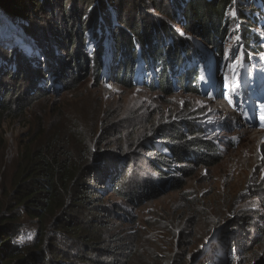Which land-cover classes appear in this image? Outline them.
<instances>
[{
	"label": "trees",
	"instance_id": "1",
	"mask_svg": "<svg viewBox=\"0 0 264 264\" xmlns=\"http://www.w3.org/2000/svg\"><path fill=\"white\" fill-rule=\"evenodd\" d=\"M131 1L133 6L124 12L121 0H35L42 14L58 19L55 18V26L50 28L51 34L47 32L46 40L41 34L42 40L36 38V56L26 57L17 52L15 46L7 53L0 49V130L6 119H13L18 111L25 112L28 101L58 90L75 89L81 74L88 77L90 73L100 85L105 51L102 42L107 31L106 51L109 58L111 50L114 54L112 67L105 71L107 75L112 72L117 84L133 87L135 71L140 73L142 69L136 65L139 57L145 82L151 90L159 87L166 95L172 92L175 81L181 90L200 96L206 72L204 56L178 33L177 27L200 39L223 58L230 34L225 14L228 7L235 4L234 19L243 48L259 53L262 47L253 31L261 29L264 35V0ZM58 2L62 3V15L58 14ZM150 10L158 11L159 16H148ZM0 11L6 18L13 19L17 15L16 3L0 0ZM47 40L51 42L44 43ZM88 42L92 43L89 51ZM59 51L66 53V57L60 56ZM243 63L247 65L246 57ZM110 111L108 109V115L101 122L103 127L108 124L112 128L117 121L116 115L109 116ZM184 113L178 114L173 123L157 122L151 126L146 135L133 144V154H126L124 148L115 146L116 161L122 160L113 162V166L103 159L100 166L97 159L109 155L105 151L107 147L102 148L105 145L101 143L97 149L92 143L96 137L94 132L90 135L89 128L83 130L84 124L59 121L44 125L46 116L37 117L43 131L21 144L12 165L10 183L3 187L4 196L0 195V264H75L71 261V252L78 253L77 258L88 264V259L119 253V234H114L113 215L104 203L108 191L135 206L149 195L150 199L162 195L158 189L163 186L160 184L156 189V185L146 183L149 181L146 178L145 184L128 186L136 173L133 167L129 168L135 153L145 154L146 165L161 180L172 173L167 170L171 163L183 164L180 171L187 175L195 166L209 165L216 159L218 149L205 136L204 129L194 122L197 113ZM97 116L98 112L95 118ZM151 123L122 132H132L135 140V136L144 131L141 129ZM119 137L120 134L115 136ZM142 140L148 142L144 148L137 145ZM157 143L163 145L170 157L155 149ZM180 185L173 186L180 189L183 187ZM262 198L264 200V193ZM240 221L243 228L239 232L249 224L247 219ZM234 239L233 245L237 244L245 255L253 256L251 264H264L262 237L249 241L242 232ZM58 240L69 246L59 249L57 245L62 242ZM70 247L71 252H68ZM93 264L105 263L95 260Z\"/></svg>",
	"mask_w": 264,
	"mask_h": 264
},
{
	"label": "rangeland",
	"instance_id": "2",
	"mask_svg": "<svg viewBox=\"0 0 264 264\" xmlns=\"http://www.w3.org/2000/svg\"><path fill=\"white\" fill-rule=\"evenodd\" d=\"M13 1L16 3L17 14L13 19L6 18L0 11V49L7 53L15 46L17 52H21L22 55L34 57L37 54L34 47L36 38L42 40L39 36L41 34L46 40L49 36L47 32L51 34L50 28L55 26L58 17L55 19L42 14L35 0ZM129 1L132 3L131 0H121L124 12L133 6ZM58 3V14H61L62 3ZM160 6L163 7L162 2ZM234 7L235 4L228 7L225 14L230 24V34L223 58L205 46L200 39L177 27L178 33L183 34L189 44H192L193 48L195 47L206 60V72L201 83L200 96L186 93L175 81L169 95H166L159 87H156L155 91L151 90V86L144 80L142 69L140 73L139 71L136 73L135 80L133 77V87L120 86L113 80L112 72L109 75L105 72L107 68L110 70L112 67L114 54L111 50L109 58L105 44L109 32H104L102 42L105 50L103 51L104 64L103 68L101 67L102 71L100 69L103 82L100 85L94 82L90 73L88 77L81 74L75 89L66 92L58 90L42 98L36 97L28 101L29 106L27 105L28 108L26 106L24 113L18 111L13 119H6L2 123L0 130L1 197L4 196L3 187L10 183L12 165L19 155L21 144H25L35 134L43 131L38 126V118L41 115L46 116L47 123L44 122V125H52L59 121L77 125L80 123L81 126L84 124L83 130L89 128L90 135L94 132L96 137L93 138L92 143L97 149L101 143L105 145L102 148L107 147L104 150L109 155L100 156L97 159L100 161V166L102 159L107 165L113 166V162L118 163L122 160L120 158L116 161L115 156L118 150L115 146L124 148L126 154H133L131 150L133 144L137 138L142 139L151 126H155L157 122L173 123L176 116L183 112L184 114L196 112L194 122L204 129L205 136L218 149L214 162L205 166H195L187 175L180 171L183 169V164L171 163L167 170L172 173L161 180L146 165L145 154L135 153L133 159L129 161V168L133 167L136 173L128 186L145 184L143 180L146 178L149 180L146 183L156 185L157 187H154L156 189L163 186L158 189V192L161 191L159 194L162 195L154 199H150L149 195L145 201L135 206L128 200H122L114 193H109V190L104 203L112 212V227H115L114 234H119L117 243L121 244V251L115 253L116 255L106 253L98 259L91 260L85 256L88 259L86 261L88 264H93L95 260H103L105 264H114L113 261L117 264H251L250 258L253 256L245 255L237 244L232 243L235 241V235L242 232L247 234L249 241L260 236L264 243V200L262 198L264 148L261 143L258 144L255 135L257 132H264L262 122L264 99L257 98L255 95V93L258 96L262 95L264 89V35L261 30L255 29L253 32L261 40L262 47L259 53L246 51L242 46L241 38L237 36ZM150 15L159 16V12L150 10L148 16ZM128 22L132 24L131 20ZM7 38L9 41H4ZM49 42L51 41L47 40L44 43ZM88 44L86 49L89 51L92 43L88 42ZM59 55L66 57V53L61 51ZM244 57H246L247 65L241 67L240 63L244 61ZM136 65L144 68L139 57L136 58ZM203 69L204 65L201 66V70ZM152 70L155 71L154 68ZM252 71H255L256 79L252 78ZM202 74L204 75L203 71ZM244 76L246 84L255 83L259 78L263 81V87L260 84L251 91L254 100L248 101L245 97L242 98L245 110L239 109V106L234 107V101H240L241 95L237 88L241 85ZM244 90L248 92L247 87ZM202 103L207 105L201 108ZM108 109H111L109 116L116 115L115 118H117L112 128L108 127V124L104 127L101 124L108 115ZM96 112H98L97 118H95ZM101 113L105 114L101 115ZM229 114L238 120L239 126L236 121L232 122L233 120L229 119ZM150 121L153 123L141 129L144 131L138 133L135 140L131 137L132 132H122L136 125L140 127L142 123L146 124ZM242 128L249 130L252 143L247 136L243 135ZM113 129L115 131H112ZM117 134L121 137L115 138ZM137 145L144 148L148 142L142 140ZM154 146L157 151L170 157L163 145L157 143ZM259 152L260 156L257 158L260 157V160L256 164L258 167L250 171L248 166L256 160L253 156ZM178 184L183 187L178 189L173 186ZM260 189H263L261 194ZM239 219L249 220L247 228L241 232L239 231L243 228V224ZM252 232L259 236H252ZM58 241L62 242L59 246L57 245L59 249L69 246L68 243L63 245V241ZM68 249H70L68 252H71L72 248ZM71 254L73 256L71 261L75 264L82 263L81 259L77 258L78 253L71 252Z\"/></svg>",
	"mask_w": 264,
	"mask_h": 264
},
{
	"label": "bare ground",
	"instance_id": "3",
	"mask_svg": "<svg viewBox=\"0 0 264 264\" xmlns=\"http://www.w3.org/2000/svg\"><path fill=\"white\" fill-rule=\"evenodd\" d=\"M255 76H256V73H255V71H252V78H254V79H256L255 78ZM247 85H248V83H247ZM258 85H260V84H258ZM95 92V91H94ZM97 95V94H96ZM209 95V94H208ZM261 96V95H260ZM207 104L206 103H202V105H201V108L202 107H205ZM229 119L230 120H233L232 122H235L236 121V123L238 124V120H236V118H234L231 114H229ZM240 124H238V126H239ZM240 127H242V126H240ZM243 130H244V132H243V135L244 136H247V139H249V141L252 143L253 142V140H251V136H250V134L248 133L249 132V130H246L245 128H242ZM256 137H257V139H258V144H262V148H264V132L262 133V132H257L256 134ZM254 155H255V152H254ZM258 156H260V152L259 153H257V155L256 156H253V158L255 157L256 158V160H253V162L251 163V165L250 166H248V169H250V171L254 168V167H258V165H256V164H258V162H259V160H260V157L259 158H257ZM262 156V155H261ZM248 178V177H247ZM250 180V179H249ZM243 188V187H242ZM242 190V189H241Z\"/></svg>",
	"mask_w": 264,
	"mask_h": 264
}]
</instances>
